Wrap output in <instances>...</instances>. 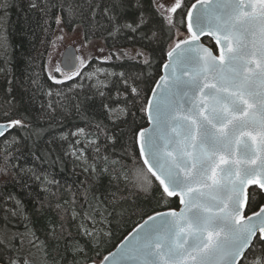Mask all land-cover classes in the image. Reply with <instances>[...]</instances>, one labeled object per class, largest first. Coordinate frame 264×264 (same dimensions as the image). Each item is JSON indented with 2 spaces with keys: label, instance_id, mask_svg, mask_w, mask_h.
Instances as JSON below:
<instances>
[{
  "label": "trees",
  "instance_id": "1",
  "mask_svg": "<svg viewBox=\"0 0 264 264\" xmlns=\"http://www.w3.org/2000/svg\"><path fill=\"white\" fill-rule=\"evenodd\" d=\"M194 1L183 0L170 26L153 0H0V121L27 124L0 139V262L89 263L147 216L179 207L145 167L137 133ZM74 28L102 50L56 81L50 47ZM256 201L251 211L264 194ZM241 262L264 264V241Z\"/></svg>",
  "mask_w": 264,
  "mask_h": 264
},
{
  "label": "snow or ice",
  "instance_id": "2",
  "mask_svg": "<svg viewBox=\"0 0 264 264\" xmlns=\"http://www.w3.org/2000/svg\"><path fill=\"white\" fill-rule=\"evenodd\" d=\"M197 4L188 13L191 42L167 53L175 58L164 65L166 86L148 100L151 127L137 133L162 196L182 207L157 213L152 224L148 217L123 253L133 264H242L257 232L264 241V203L251 211L264 193V0ZM180 7L176 0L170 10ZM193 25L216 37L219 55L194 44Z\"/></svg>",
  "mask_w": 264,
  "mask_h": 264
},
{
  "label": "water",
  "instance_id": "3",
  "mask_svg": "<svg viewBox=\"0 0 264 264\" xmlns=\"http://www.w3.org/2000/svg\"><path fill=\"white\" fill-rule=\"evenodd\" d=\"M153 3H154V7L160 13V15L163 16L166 19V23L167 24H171L172 21H173V16H174L175 12L179 9V8H177L175 12H172L170 10L172 7L175 6L176 0H153ZM181 4H182V0H181ZM193 4H196V0L191 4V6L189 7V10L187 12V15H186V29L184 31H180L179 33L176 34L174 42L171 43V48L168 50V52L171 51L176 46V44L179 43L181 40H189L191 42L192 32H189L188 27H187V25H188V13L191 12L193 17H194L196 15L197 10L200 7V5L197 4V7L193 8L192 7ZM192 31L196 32L198 37H199V39L194 42V44L196 46H202L203 48L209 49L212 52L213 55H219L220 45H217L216 37L214 35H209V30L208 29H205L203 34H201V33H199L196 30L195 25H193V30ZM205 38H210L213 41L216 50L212 46H209L208 44H206L204 42ZM183 47H184V45L181 44V48H183ZM174 58H175V55H174L173 58H169V56L166 54V59H165L163 65H162V73L159 76V78L157 79V81L155 82V84H154V86H153V88L151 90V93H150V96H149L148 100L150 98L153 99V101L155 100V96L153 94V89H155L156 94L159 95L162 92L163 88L166 86L167 82L165 80H162V77H165V76L168 75L169 69H165L164 65L166 63H170L171 60L174 59ZM61 64H62L63 70L66 71V72H69V73L74 72V71H76L78 69V65H79L78 53H77V50H76V48L74 46H69V47H67L65 49V51L63 53V56H62ZM70 64L74 65V67H70L69 66ZM158 84L160 85V87H157ZM147 104H148V101H147ZM147 104H146V116H147V119H148ZM12 121H20V124H12L11 123ZM24 125H26V123H24L23 121H21L19 119H13V120H8V121H0V126H2V127H0V133H2V135H0V139L3 138L4 136H6L9 132H11L15 127L24 126ZM150 127H151V122L148 119V124L145 127H142V128H150ZM137 144H138V148H139V151H140V141H139V137L138 136H137ZM141 158H142V161H143L144 158L143 157H141ZM145 167L147 168V165H145ZM147 170H148V168H147ZM157 182L159 183V181H157ZM254 187H256V186L250 185L249 186V191H250L251 188H254ZM169 198H176V197H169ZM180 207H182V205L180 204V201H179V207L178 208H168V209H165V210H160V211L152 213L149 216L154 217L155 221H149V224H152V223H154V222L159 220V218L156 217L157 213H167V212L170 211V209H175V210L179 211ZM258 210H259V208L257 210H255V211H258ZM247 214L251 215V212L247 213ZM149 216H147L143 221L138 223L118 243V245L113 250H111L110 252L105 254L100 259L93 260V261H91L89 263H86V264H114V262H116V264H133L132 261L123 259V253L128 248H130V247L135 245V243L137 242V240L139 238V234L141 233L142 226L144 225L145 221H148V217ZM257 236H259L258 232H257ZM257 236L253 237L252 243L254 242V240H255V238ZM252 243L249 244L248 248H246L244 250L245 254L247 253V251L251 247ZM106 257H107V259H105ZM243 257L244 256L240 257V261L243 259ZM0 264H3V263H0Z\"/></svg>",
  "mask_w": 264,
  "mask_h": 264
},
{
  "label": "rangeland",
  "instance_id": "4",
  "mask_svg": "<svg viewBox=\"0 0 264 264\" xmlns=\"http://www.w3.org/2000/svg\"><path fill=\"white\" fill-rule=\"evenodd\" d=\"M177 33H179V31H177ZM58 36L60 37L61 43H56L51 46L52 48L50 47L48 58V72L51 75L54 74V76L58 77H54V80H66V78L68 77L66 75L62 77L63 71L60 67V59L63 47L65 48V46H68L70 44H76L80 50L81 62L83 65H85L88 61H90V59L95 57L102 50V41L99 39H91L89 41L85 40L83 32L80 28L66 30L61 33L59 32L57 36H55V38H58ZM126 51H128L129 56L135 58L138 57V51L135 48H129Z\"/></svg>",
  "mask_w": 264,
  "mask_h": 264
},
{
  "label": "bare ground",
  "instance_id": "5",
  "mask_svg": "<svg viewBox=\"0 0 264 264\" xmlns=\"http://www.w3.org/2000/svg\"><path fill=\"white\" fill-rule=\"evenodd\" d=\"M181 6H182V4H181ZM180 8H181V7H180ZM180 8H179V9H180ZM179 9H178V10H179ZM178 10H177V11H178ZM177 11H176V12H177ZM176 12H175V14H176ZM175 14H174V16H173V21H172V23H171V24H168V25H170V26H171V25L173 24V22H174V17H175ZM170 48H171V47H170ZM178 200H179V199H178ZM249 249H250V248H249ZM241 261H242V260H241Z\"/></svg>",
  "mask_w": 264,
  "mask_h": 264
},
{
  "label": "flooded vegetation",
  "instance_id": "6",
  "mask_svg": "<svg viewBox=\"0 0 264 264\" xmlns=\"http://www.w3.org/2000/svg\"><path fill=\"white\" fill-rule=\"evenodd\" d=\"M57 43V41L55 42V44ZM80 59H81V56H80Z\"/></svg>",
  "mask_w": 264,
  "mask_h": 264
}]
</instances>
